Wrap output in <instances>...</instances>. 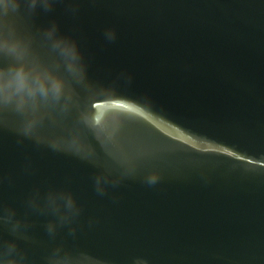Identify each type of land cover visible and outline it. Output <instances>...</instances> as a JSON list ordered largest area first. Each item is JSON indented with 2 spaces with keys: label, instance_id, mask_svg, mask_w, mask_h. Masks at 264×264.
Returning <instances> with one entry per match:
<instances>
[{
  "label": "water",
  "instance_id": "95a60500",
  "mask_svg": "<svg viewBox=\"0 0 264 264\" xmlns=\"http://www.w3.org/2000/svg\"><path fill=\"white\" fill-rule=\"evenodd\" d=\"M53 22L87 65L85 84L73 82L81 108L102 138L116 136L106 151L88 132L79 147L95 156L82 159L20 135L15 114L0 117V202L24 217L35 188L65 189L82 210L75 235L64 227L55 239L53 217L28 212L29 239L17 240L27 264H47L57 246L73 264H264V0L22 9L18 23L46 61L38 30ZM76 115L39 133L68 136ZM122 160L133 171L98 194L95 177L119 179ZM0 239L16 237L3 226Z\"/></svg>",
  "mask_w": 264,
  "mask_h": 264
},
{
  "label": "clouds",
  "instance_id": "9594fccd",
  "mask_svg": "<svg viewBox=\"0 0 264 264\" xmlns=\"http://www.w3.org/2000/svg\"><path fill=\"white\" fill-rule=\"evenodd\" d=\"M58 0H0V117L13 113L20 118L17 131L20 135L34 139L37 144L47 143L53 150L69 151L82 159L95 156V151L83 152L79 144L91 132L105 147L113 143L116 134L102 138L98 125L87 115V106L81 108L73 82L85 84L87 65L77 42L70 36L60 35L58 25L53 22L47 28L38 30L42 41L49 46V59L46 61L34 47L37 34L22 28L18 21L23 14L32 17L38 8L52 11ZM76 9L73 7L72 11ZM109 39L111 37L109 36ZM7 61L4 63L3 61ZM63 68L66 75L61 74ZM76 112L73 128L68 136L46 137L39 129L46 121L53 124L58 117L67 118ZM124 172L119 179L110 180L107 175L95 177L96 191L105 194V185L113 186L133 171L131 162L121 161ZM27 170V166H26ZM149 184L156 183L152 178ZM28 212L50 215L53 219L45 225L48 235L55 239L58 231L68 228L75 235L74 221L81 214V207L72 192L65 189L49 188L42 192L35 188L25 201ZM19 217L15 208L0 202V227L6 226L16 239H0V264H27L26 253L19 247L17 240L29 239L28 229L32 226L27 219ZM47 264H73L70 253L57 246L47 257Z\"/></svg>",
  "mask_w": 264,
  "mask_h": 264
}]
</instances>
